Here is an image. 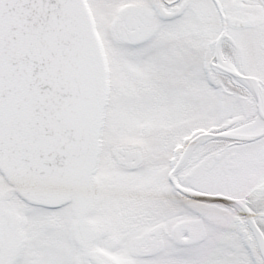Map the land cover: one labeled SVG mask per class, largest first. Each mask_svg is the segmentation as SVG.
<instances>
[{"label": "snow or ice", "instance_id": "1", "mask_svg": "<svg viewBox=\"0 0 264 264\" xmlns=\"http://www.w3.org/2000/svg\"><path fill=\"white\" fill-rule=\"evenodd\" d=\"M0 264H264V0H0Z\"/></svg>", "mask_w": 264, "mask_h": 264}]
</instances>
